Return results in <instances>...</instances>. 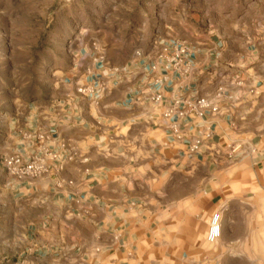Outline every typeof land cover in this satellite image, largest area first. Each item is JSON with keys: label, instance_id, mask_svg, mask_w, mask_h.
Wrapping results in <instances>:
<instances>
[{"label": "crops", "instance_id": "crops-1", "mask_svg": "<svg viewBox=\"0 0 264 264\" xmlns=\"http://www.w3.org/2000/svg\"><path fill=\"white\" fill-rule=\"evenodd\" d=\"M107 1L49 100L11 127L6 155L56 158L38 178L7 174L0 264H264V0ZM174 40L193 50L183 76L162 68ZM194 97L216 111L181 122L186 142L214 132L191 156L163 113Z\"/></svg>", "mask_w": 264, "mask_h": 264}, {"label": "rangeland", "instance_id": "rangeland-1", "mask_svg": "<svg viewBox=\"0 0 264 264\" xmlns=\"http://www.w3.org/2000/svg\"><path fill=\"white\" fill-rule=\"evenodd\" d=\"M107 4V0H0V236L9 229L12 197L1 161L11 145V127L23 121L30 107L49 100L51 88L64 80L71 66L78 24L106 17Z\"/></svg>", "mask_w": 264, "mask_h": 264}, {"label": "built area", "instance_id": "built-area-1", "mask_svg": "<svg viewBox=\"0 0 264 264\" xmlns=\"http://www.w3.org/2000/svg\"><path fill=\"white\" fill-rule=\"evenodd\" d=\"M162 59L164 64L162 68L164 72H174L179 76L188 74L191 65V57L193 50L185 43L177 40L161 43ZM156 67L153 66L154 70ZM237 85L240 82H236ZM161 82H158L156 88L159 90ZM250 94H255V89L252 88ZM156 103L163 101V96L158 93L154 99ZM211 110L216 111V108L212 107L210 102L202 97H194L191 99L180 98L175 102L166 107L163 117L170 124V132L172 137L178 141H184L188 144V152L191 156L196 155L200 152L204 142L213 138L214 132L212 128H207L199 133L198 138L193 142H186L182 133L181 122L186 119L193 117L203 119L207 112ZM30 140L32 136H28ZM39 139V137H36ZM41 139L44 137H40ZM241 145L233 144L230 146L229 157L235 156L241 149ZM56 157L52 154L47 147H40L38 153L35 154H24L14 153L11 155H5L2 158L1 163L3 164L7 174L17 179L27 178H38L49 171L48 163L54 160ZM222 236L221 226V214L216 213L211 218V223L207 233V240L210 243L218 241Z\"/></svg>", "mask_w": 264, "mask_h": 264}]
</instances>
